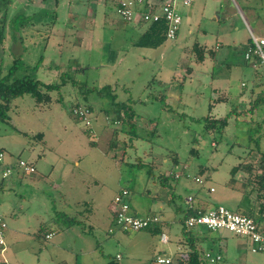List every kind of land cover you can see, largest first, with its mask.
Masks as SVG:
<instances>
[{"label":"rangeland","instance_id":"obj_1","mask_svg":"<svg viewBox=\"0 0 264 264\" xmlns=\"http://www.w3.org/2000/svg\"><path fill=\"white\" fill-rule=\"evenodd\" d=\"M121 1L10 0L0 8V76L21 57L25 75L45 84L67 80L51 104L25 95L13 101L10 122L0 121V210L11 264H156L158 254L185 264L190 243L179 239L188 196L207 198L204 210L223 204L258 217L264 109L254 104L264 94V64H247L245 53L253 37L264 38V0L181 5L177 37L156 49L134 45L147 25L126 22ZM112 95L136 114L137 137L106 121ZM222 95L229 99L220 103ZM77 105L93 108L89 124L70 113ZM230 113L223 131L205 129L208 116ZM255 127L259 148L249 141ZM21 160L35 173L25 174ZM122 189L137 216L166 220L174 212L169 243L153 234L140 241L116 225ZM203 230L200 254L210 255L203 264H264V252L253 253L245 237ZM48 232L55 236L46 239Z\"/></svg>","mask_w":264,"mask_h":264},{"label":"built area","instance_id":"obj_2","mask_svg":"<svg viewBox=\"0 0 264 264\" xmlns=\"http://www.w3.org/2000/svg\"><path fill=\"white\" fill-rule=\"evenodd\" d=\"M192 2L193 0H122L118 7V13L125 21L140 25L165 20L168 23L166 37L173 40L177 37L183 23L180 6H191ZM252 40L253 47L245 53V60L247 64L255 67L256 62L264 64V38L253 37ZM74 113L89 124L86 110L80 108L76 109ZM4 156V153H0V163ZM19 167L27 175L35 173V168L24 160L19 161ZM10 173L11 169H7L4 176H8ZM195 180L202 183L199 178ZM210 191L213 192L214 188H211ZM129 196V190L122 189L114 198L113 214L116 225L121 230L139 232L162 222V217L157 214L144 217L135 215L132 212ZM186 202L190 207L194 206L193 197L189 196ZM185 227L188 231L202 228L212 232L226 230L240 237H245L249 241L253 253L264 252V231L260 223L249 216L235 213L224 205H218L205 212L199 211L196 215H190L186 219ZM7 230V222L0 210V264H11L7 258ZM51 237L52 234L47 235L48 239ZM161 242H169L167 234L161 235ZM207 257L210 258V255L208 254ZM156 262L157 264H173V259L159 255ZM212 262L214 261L212 260Z\"/></svg>","mask_w":264,"mask_h":264},{"label":"trees","instance_id":"obj_3","mask_svg":"<svg viewBox=\"0 0 264 264\" xmlns=\"http://www.w3.org/2000/svg\"><path fill=\"white\" fill-rule=\"evenodd\" d=\"M10 0H0V8L5 7L9 5ZM1 11V10H0ZM127 22V21H126ZM139 26H144L147 25L146 30L141 34V36L137 39L135 42L136 47H142V48H151V49H156L163 45V43L167 40L166 33L168 29V23L165 20H161L159 22L155 23H148L144 25L140 24H135ZM179 33V32H178ZM178 35V34H177ZM5 39V29L4 26L0 28V44L3 43ZM253 47V40L250 41V44L248 46V50ZM193 51L196 53L197 60L199 62H204L205 60V49L204 47L200 46L199 44H194L193 46ZM26 66L24 62L22 61L21 57H18L14 60L13 65L10 67V69L4 74L3 76H0V121L4 123H8L11 120L10 117V110L13 104V101L16 100L19 97L25 96V95H30L32 98L35 99L36 103L39 105H49L53 101V97L51 93L53 91H59L62 87H64L67 84L66 78H62V82L58 84H45L41 82L40 80L30 77L29 75H25L26 72ZM191 68L188 69L190 71ZM191 73V72H190ZM103 88L102 90H105ZM109 92V91H108ZM264 93V92H263ZM223 96V97H222ZM218 100V102L222 103L224 99H229L228 96L222 95ZM230 101V100H229ZM110 108L106 110L105 117L106 121H108L109 124L113 125H121V131L124 132L127 131L126 129L128 128L129 130L127 133L132 135L133 137H137V126L135 123L132 122L136 118V114L134 111L131 109V107L128 106V104L121 102V101H116V96L112 95ZM264 109V94L261 96V98H258V100L255 102L254 107H259ZM212 107V106H211ZM84 109L88 112V117L92 114L93 108L91 106H80L77 105L71 110V114L74 115L76 118H78L80 121H83L82 118H80L78 115H75L74 111L76 109ZM230 115L226 116L224 118H213L212 116H208L205 119V129L211 131L216 128V126H219V130L223 131L228 126V121L230 119ZM258 123V127L261 126L262 123ZM118 130L115 129L114 135H118L120 133ZM258 133V130L255 128H251L249 130V135H250V142H253L256 147L259 148L260 146V136H256ZM43 134H39L37 138L42 137ZM117 141V139H116ZM115 143H113L114 145ZM0 153H3L2 150H0ZM260 165H261V175H259L257 184L259 185V190L262 192L264 191V154L261 157L260 160ZM247 170L251 173L252 168L251 167H246ZM151 169L148 171L150 173ZM237 168L232 170V174H236ZM251 183V182H249ZM258 191V197L261 195ZM263 199L260 201L259 208H258V217L255 218L253 215H251L248 212H254V209H246L245 211H241V208L238 207L237 211H234L235 213L241 214V215H246L249 216L253 219H255L260 225L264 222V196H260ZM195 200V198L193 197ZM231 210V209H230ZM205 212L206 210L200 208V207H195L192 206L190 207L187 203V208L185 209L184 212V218L181 219V225H182V231L183 234H185L186 240L190 243V248L191 252L188 253V259L185 264H203L204 260L203 258H208L206 256H202L200 254V250L202 249L200 243H198V238L196 237V234L193 232L197 230H192L188 231L185 227V222L186 219L190 215H196L198 212ZM233 211V210H232ZM166 224L163 222L157 223L155 225H152L145 229L146 231H149L153 235H162V227H164ZM264 225V223H263ZM199 229L200 230H203ZM264 230V229H263ZM209 231V230H207ZM212 232V231H211ZM184 240V241H186ZM184 243V242H183ZM184 245V244H183ZM106 264H118L117 261L112 260L109 261Z\"/></svg>","mask_w":264,"mask_h":264},{"label":"crops","instance_id":"obj_4","mask_svg":"<svg viewBox=\"0 0 264 264\" xmlns=\"http://www.w3.org/2000/svg\"><path fill=\"white\" fill-rule=\"evenodd\" d=\"M252 36H254V35H252ZM134 45H135V43H134ZM244 84V83H243ZM4 173H5V171H4ZM4 173H3V178L4 179H6V178H8L9 176H4ZM215 192V191H214ZM189 197V196H188ZM206 203L208 204V202H207V198H200V197H195V203H193V205L195 206V207H201V208H205L204 206L206 205ZM187 204V203H186ZM218 205H223V204H217V205H215V206H218ZM215 206H212L211 208H213V207H215ZM225 206V205H224ZM208 209H210V207L208 206ZM207 209V210H208ZM144 216H147V215H144ZM144 216H141V217H144ZM173 220H176V216L174 215V212H170L169 214H168V217L166 218V220L164 219V217H162V222L163 223H167L164 227H162L163 229H162V233L161 234H167V229H168V227H169V222H171V221H173ZM170 228V227H169ZM112 231V230H111ZM194 234H196V237L197 238H200V240L206 235V232L204 231V230H197V231H195V232H193ZM49 234H52V237L51 238H53L54 236H55V233L54 232H48L47 234H46V239H48L47 238V235H49ZM149 234H152V233H150L149 231H146V230H143V231H139L138 232V234H137V237H138V239L141 241V240H144V241H149L150 240V238H149ZM168 235V234H167ZM161 236V235H160ZM169 237V236H168ZM186 235L185 234H183V236H180V239H179V245L180 244H183V242H184V240H186ZM51 238H49V239H51ZM48 239V240H49ZM160 241H161V239H160ZM169 242H170V238H169ZM168 242V243H169ZM140 244V243H139ZM164 244H167V243H164ZM9 251H10V247H9V243H8V241H7V258H8V260H9V262L11 263V262H13V256L12 255H9ZM157 256H159V254L158 255H154L153 256V261L157 264V262H156V258H157ZM161 256V255H160ZM162 256H165V255H162ZM167 257H170V256H167ZM12 258V259H11ZM117 259H119L120 258V256L119 255H117V257H116ZM170 258H172V257H170ZM173 259V264H176L175 263V261H176V259L175 258H172ZM107 263V262H106ZM105 263V264H106ZM62 264H65V263H62ZM75 264H80L79 263V261L77 260L76 262H75Z\"/></svg>","mask_w":264,"mask_h":264}]
</instances>
